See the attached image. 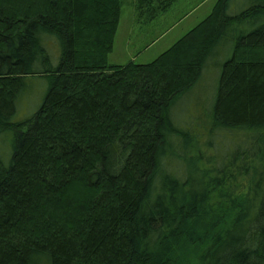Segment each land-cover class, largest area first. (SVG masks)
<instances>
[{
  "label": "trees",
  "instance_id": "1",
  "mask_svg": "<svg viewBox=\"0 0 264 264\" xmlns=\"http://www.w3.org/2000/svg\"><path fill=\"white\" fill-rule=\"evenodd\" d=\"M122 7L0 0V264H264V0H218L146 64L110 63Z\"/></svg>",
  "mask_w": 264,
  "mask_h": 264
},
{
  "label": "rangeland",
  "instance_id": "2",
  "mask_svg": "<svg viewBox=\"0 0 264 264\" xmlns=\"http://www.w3.org/2000/svg\"><path fill=\"white\" fill-rule=\"evenodd\" d=\"M217 1L178 0L167 14L152 23H144L138 20L134 0H123L121 20L110 63L126 64L135 60L137 63L146 64L153 61L203 21L213 11ZM142 49H147V51L138 55ZM51 56L55 59L54 65H57L59 55L51 53ZM224 59L223 57L213 59V65H215V68L212 69L213 72L219 67L218 65L221 67ZM209 77L210 75L207 79ZM47 89L48 84L45 80L28 78L26 87L18 101V113L14 121H24L31 117L42 104ZM206 110L207 108L202 109L196 105L191 107L193 116L199 117L201 121H205L207 118ZM10 138L8 133L3 135V139L0 141L2 142L0 143L1 153L5 152V147L1 144L10 145Z\"/></svg>",
  "mask_w": 264,
  "mask_h": 264
},
{
  "label": "crops",
  "instance_id": "3",
  "mask_svg": "<svg viewBox=\"0 0 264 264\" xmlns=\"http://www.w3.org/2000/svg\"><path fill=\"white\" fill-rule=\"evenodd\" d=\"M161 36H162V35H161ZM161 36H160V37H161ZM158 37H159V36H158ZM155 43H156V42H155ZM146 51H147V49H146V50H145V49H142V51H141V50L139 51L138 55H139V54H142L143 52H146Z\"/></svg>",
  "mask_w": 264,
  "mask_h": 264
}]
</instances>
